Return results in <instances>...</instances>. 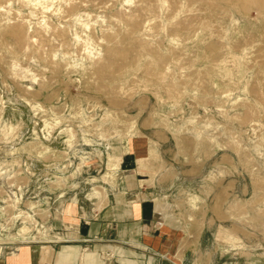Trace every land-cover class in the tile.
I'll return each mask as SVG.
<instances>
[{
	"label": "rangeland",
	"instance_id": "obj_1",
	"mask_svg": "<svg viewBox=\"0 0 264 264\" xmlns=\"http://www.w3.org/2000/svg\"><path fill=\"white\" fill-rule=\"evenodd\" d=\"M166 1L73 0L83 22L59 3L0 13L4 239L45 240V202L105 195L113 144L143 137L161 146L157 208L201 243L196 264H264V6Z\"/></svg>",
	"mask_w": 264,
	"mask_h": 264
},
{
	"label": "crops",
	"instance_id": "obj_2",
	"mask_svg": "<svg viewBox=\"0 0 264 264\" xmlns=\"http://www.w3.org/2000/svg\"><path fill=\"white\" fill-rule=\"evenodd\" d=\"M113 145L110 155L118 150L120 156L110 160L108 181L99 182L105 195L68 196L61 203V213L56 196L54 207L45 202V208L37 199L32 200L36 205L30 210L21 200L16 211L27 208L33 218H39L36 209L50 211L47 239L23 244L13 241L0 249V264L197 263L195 252L201 243L186 245L184 231L170 225L157 208L156 198L168 194L161 159L154 157L161 154V146L143 137H135L125 146ZM1 202L5 201L0 196L2 206Z\"/></svg>",
	"mask_w": 264,
	"mask_h": 264
},
{
	"label": "bare ground",
	"instance_id": "obj_3",
	"mask_svg": "<svg viewBox=\"0 0 264 264\" xmlns=\"http://www.w3.org/2000/svg\"><path fill=\"white\" fill-rule=\"evenodd\" d=\"M15 0H0V13H2L3 11H5V9H6V5H10V4H14L13 2H14ZM164 5L165 4H167V1L166 0H160ZM249 2H251V3H254V2H256L257 4H260L261 6H264V0H248ZM17 2H21L22 3V5H27V6H34V7H37V6H40V7H42V8H44L45 6L47 7V6H49V5H52V7L56 4V3H59L60 5H61V8H62V6H63V4H64V6H68V8H70V13L72 14V16H75L76 17V22H83V20H82V18H84L85 16H88V17H90V15L89 14H86V15H84V16H82V14H81V11L79 10L80 9V7H81V5L82 4H79V5H73L74 3H72L73 2V0H17ZM129 2V1H128ZM131 2H133V1H131ZM159 2V1H158ZM127 3V2H126ZM78 4V3H77ZM132 4V3H131ZM143 4H145V3H143ZM11 6V5H10ZM61 13V12H60ZM75 19V18H74ZM48 23V22H47ZM47 23H45L44 22V24H43V26L41 27V28H39L38 30H41V29H49L50 28V25H48ZM31 28V27H30ZM63 28V27H62ZM145 28V27H144ZM56 29V28H55ZM87 29H89V27H87ZM23 30H24V27H22L21 25H19V26H16V27H12V34L15 36V37H17V38H19L20 36H21V33L23 32ZM57 30V29H56ZM45 31V30H44ZM64 31H66V29H64L63 30V32ZM41 32V31H40ZM46 33V32H45ZM57 33V32H56ZM48 35V34H47ZM76 35V34H75ZM43 36V35H42ZM77 38H79L80 39V36L77 34V36H76ZM63 38H65V37H63ZM46 43V41H43V43ZM87 42H89V45L91 44V49L89 50V52L88 53H91V56H90V60H91V62H93V63H95L99 58H100V55H101V53H102V49L100 48V45L99 44H93V40L91 39V40H89V41H86V43ZM41 45H43V44H41ZM92 46H95V47H92ZM109 46V45H108ZM88 47H90V46H88ZM86 49V48H85ZM87 50V49H86ZM108 51V50H107ZM22 197V196H21ZM9 198V197H8ZM11 198V197H10ZM17 200H18V198H17ZM24 200V199H23ZM19 201H21V200H19ZM22 202V201H21ZM8 203V202H7ZM2 206H0V211L2 212ZM21 213V212H20ZM25 213V212H24ZM26 214V213H25ZM36 214V213H35ZM1 215H3V213L1 214ZM18 216H19V214H18ZM17 216V217H18ZM30 216V215H29ZM34 216V215H33ZM25 217V216H24ZM33 220H34V218H33ZM30 224V223H29ZM26 227V226H25ZM7 228V227H6ZM6 228H2L1 229V231H0V236H1V238H0V241H2V242H0V249H3L5 246H10L11 244H12V242L13 241H16V242H20V243H26V242H31V241H29L28 240V238H25V237H23V236H21L20 235V233H19V235H15V237L14 236H12V240H6V239H4V237H3V234L2 233H8V230L6 229ZM24 228V227H23ZM22 228V230H24ZM24 233V232H23ZM7 237H10L8 234H7ZM46 239L47 238H45V241H46ZM35 238L33 237V239H32V242H35ZM42 241H44V239L43 240H39V241H37V242H42ZM15 242V243H16Z\"/></svg>",
	"mask_w": 264,
	"mask_h": 264
},
{
	"label": "built area",
	"instance_id": "obj_4",
	"mask_svg": "<svg viewBox=\"0 0 264 264\" xmlns=\"http://www.w3.org/2000/svg\"><path fill=\"white\" fill-rule=\"evenodd\" d=\"M26 243H29V242H26ZM21 244H23V243H21ZM18 245H20V244H18ZM18 245H17V246H18Z\"/></svg>",
	"mask_w": 264,
	"mask_h": 264
}]
</instances>
